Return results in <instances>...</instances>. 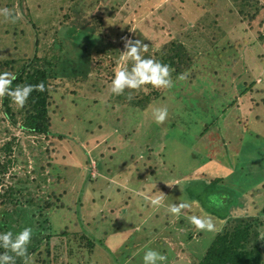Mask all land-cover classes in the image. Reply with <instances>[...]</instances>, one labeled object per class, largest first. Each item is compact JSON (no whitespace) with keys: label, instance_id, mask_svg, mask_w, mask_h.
<instances>
[{"label":"trees","instance_id":"1","mask_svg":"<svg viewBox=\"0 0 264 264\" xmlns=\"http://www.w3.org/2000/svg\"><path fill=\"white\" fill-rule=\"evenodd\" d=\"M157 1L161 0H0V8H9L19 13V18L14 23L0 17L1 72L14 74L15 79L11 85L13 87L18 84L33 86L22 107L13 103L9 96L0 95V134L9 136L8 140L0 143V208H4L0 212V231L10 230L16 233L25 226L31 227L33 235L27 249L33 264H64L72 251L63 246H61L63 250L60 251L59 245L54 243V239H66L68 231L66 229L52 231L49 227L50 215L63 207L62 202L56 203L61 196L51 191L47 193L51 188L47 182L51 174H44V167L36 164L35 156H32V163L27 160L17 137H14L12 132L18 130L23 137L34 139L35 147L40 149L41 155L43 141L56 136L52 131L53 120L50 115L56 95L59 94L64 100L66 93L75 95V89L69 91L67 87L81 88L83 84L92 80L103 81L105 86H108L105 101L88 96L70 97L69 101L81 105L82 100L88 98L89 102L101 105L103 109L120 108L123 112L124 109L140 112L144 115V120L146 113L148 114L153 106H159L160 102L168 100L169 96L176 98L181 106L178 105L170 111L174 121L168 128L162 129L166 134L162 136L159 145L163 144V148H169L173 143L188 150L193 143V139L191 142L190 138L189 144H185L189 141V136L196 137L195 141L204 139L205 133L211 128L210 125L208 129V123L201 121L197 133L193 131L195 135L187 136L188 130L181 129L171 131L169 134L172 125L180 123L181 126L187 127L191 122L198 123L192 110L195 102L188 101L186 96L181 95L189 84L187 81L189 73L210 48L220 49L217 50L219 56L221 52L228 56L234 49L249 71L246 73L248 80L243 82L240 80L235 84L238 95L245 98L250 94H261L260 97L251 99H259L255 103L256 107L259 104L264 106V91L255 88L256 78L264 75V0H205L213 1L208 7L199 1L177 0L179 5L186 3L187 6L185 9L182 8L186 12V18H189L186 32L183 31L184 26L181 23L174 27L176 29L174 30L173 18H168L161 7L155 12L168 22V27L161 25L156 19L150 22L147 16L139 21V16L144 14L143 10L146 7L149 9ZM191 4L197 6L198 11L190 12ZM134 15L138 21H135ZM105 21L114 24L116 29L114 33L118 31L116 40H113L111 35L103 34ZM132 24L135 30L131 39L152 43L154 46L150 54L146 51L142 55L151 56L169 65L172 80L170 88L157 89L146 85L135 90L126 89L120 95L110 93L109 81L120 61V51L124 50L121 44L122 34L129 30ZM145 24L151 25L152 31L158 32L159 35L153 39L147 35L145 37L141 31ZM242 24L244 27H241ZM185 35L194 36V43L190 44ZM253 36H256V39ZM198 41L205 42L208 48L201 52ZM235 63L236 60L224 62L226 69H231ZM240 76L242 74L235 77ZM237 98L228 94L226 100L219 98V102L212 108L209 106L208 110L219 115L227 114L233 124L239 123L243 117L238 115L236 110ZM254 109L251 108V111ZM262 109L260 112L263 114L257 112L253 118L248 115L246 122L251 118L252 122L263 124L264 107ZM244 127L246 131H250L249 124L245 123ZM212 135L208 134L209 137H205L203 141L204 145L206 144L205 148L215 151L219 141L215 136L213 140ZM57 136L60 139L62 137ZM172 136L177 140L173 141ZM162 141L167 143L164 144ZM259 162L255 160L253 166L249 167H261ZM85 164L90 166L89 158L85 159ZM96 167L95 164V169ZM243 168L244 166H238V170ZM151 181L147 180L146 184L140 183V187L143 186L141 193L131 192L125 187L127 190L124 189V194L126 192L127 194L123 199L118 197L122 193V188L115 185L113 188L115 195L112 198L117 202L121 200V206L134 203L136 209L142 207L143 200L161 194L163 199L165 192L156 191L154 187H159L158 183L154 184ZM206 181L204 198L201 199L197 193L195 199L208 213H200L199 209L194 210L188 206L181 210L178 219L176 217L173 224L176 228L169 225L167 220L157 221L158 214L143 221L138 212L132 213L131 227L122 233L125 238L120 239L121 246L126 247V258L134 254L132 248L138 245L142 246L141 250L150 247L163 253L166 258L169 255L173 256L171 259H175L174 247L180 242L184 244L180 251L188 253L189 264H264V204L256 205L252 201L251 208H246L244 197L251 196L250 193L246 192L247 195L242 196L241 191L235 189L238 186L235 188L234 185L228 186L231 185L230 182L226 183L222 178H208ZM255 189L258 193L264 194V184ZM177 198L179 202H184L180 197ZM81 200L78 197L74 207L76 219L82 229L79 234H75L80 239L79 247L84 248L86 254L91 253L95 246L113 253L107 248L105 241L110 240L114 233L107 229L106 224L104 228L102 227V220L97 219V214L88 218L83 225ZM214 200L218 202H213ZM193 215L210 219L212 230L195 228L189 222ZM119 219L120 216L117 221ZM19 222L21 226L18 228L16 226ZM190 229L196 231V237L200 238L197 243L192 240ZM101 236L106 238L102 240ZM166 236L171 237V242L174 243L171 247L163 242ZM117 247H120L119 243ZM15 264H22L19 257L15 259Z\"/></svg>","mask_w":264,"mask_h":264},{"label":"rangeland","instance_id":"2","mask_svg":"<svg viewBox=\"0 0 264 264\" xmlns=\"http://www.w3.org/2000/svg\"><path fill=\"white\" fill-rule=\"evenodd\" d=\"M194 1L201 2L205 7L213 2ZM185 4L179 5L177 0L172 2L168 0L157 1L152 5V7L154 6L153 10L152 7L149 9L146 7L147 10H143L144 14L140 15L138 19L140 21L147 16L150 22L156 19L161 25L168 27V22L155 12L161 7L168 18H173V28L178 27L181 23L184 26L183 31L186 32L189 18H186V12L182 10V8L187 7ZM189 7L190 12L198 11V7L193 4ZM131 10L133 12V8ZM187 11L189 10L187 9ZM133 18H135V15ZM135 19V21H138L137 18ZM133 24L129 30L123 32L121 44H124L125 39H131L134 36L135 24ZM241 27H244V25ZM115 30L114 24L105 21L103 34L111 35L112 39L116 40L118 31L114 33ZM174 30L176 29L174 28ZM141 31L144 36L147 35L150 39L159 35L158 32L152 31L149 24H145V28ZM252 35L254 34L252 33ZM185 36L190 44L194 43V36ZM253 37L256 39V36ZM198 45L201 52L208 48V45L203 41H198ZM153 49V44L149 43L146 51L150 54ZM217 50L213 47L210 48L197 61V65L194 66L187 78L189 84L185 92L181 93V95L187 97L188 101L195 102L196 105L192 107V110L196 117L195 121L197 120L198 123L191 122L187 127H183L178 123L179 125H172L169 132L170 134L171 131H178L179 129L188 130L187 136H189L193 134V131L197 133L201 121H204L208 123V129L211 125V128L207 130L208 132L205 133V137H209L208 134H213L212 139L215 136L219 141V144H216L217 149L215 151L205 148L204 136V139L200 138L197 141H195L196 137L189 136V141L185 144H189L190 138L191 142L193 139V143L190 148H187L188 150L173 143L169 148H163V144L162 146L159 145L162 136L166 134L162 129L168 128L171 122L174 121V116L170 111L178 105L181 106L180 101L172 96H169L168 100L161 101L159 106H153V108L167 107L168 109L167 118L160 124L154 122L151 109L148 114L146 113V120H144V115L140 112L125 109L123 112L120 108L113 109L114 111L111 108L103 109L101 105L97 106L89 102L88 98L82 100L81 105L76 104L75 101H69L68 98L70 97L80 98L85 96L105 101L108 86L106 87L105 83L100 80L86 82L81 88L67 87L69 91L75 89V95L66 93L65 100L59 94L56 95L50 113L53 120L52 131L56 136L43 141L41 155H39L40 149L35 147L34 139L23 137L18 130L12 132V135L17 137L27 160L32 163V156H35L37 158L36 164L44 167V174H51V177L47 179L51 186L49 191L46 190L47 193L51 191L55 195L61 196L56 203L62 202L63 207L50 215L49 227L52 231L66 229L69 233L66 239H54V243L59 245L60 251L63 250L61 246L72 251L67 261L64 260V264H140V257L143 252V249L141 250L142 246L137 245L132 248L134 254L126 258V247L121 246L120 243V239L125 238L122 233L131 227L132 213L138 212L143 221L158 214L157 221L167 220L169 225H173L176 217L178 219V215L173 216L168 213L167 206L179 203L177 197H180L181 201L188 202L189 208L199 209L200 213H208L207 209L202 204H198L195 199L197 193H199L201 199L204 198L208 178H222L224 182H230L231 185L228 186L232 187L234 185L233 188L238 186L235 189H239L242 196L247 195L246 192L250 193L251 196L244 197L246 202L244 207L246 208H251L250 202L252 201L256 205L264 204V194L255 191V187L264 184V170L262 169L264 168V123L252 122L251 120L264 107L261 104L255 106V103L259 101L257 98L261 94H250L245 98L240 97L235 84L240 80L242 82L248 80L246 73L249 71L241 62L239 54L237 55L238 52H235L236 50L233 49L228 56L222 52L219 56L218 51L220 49ZM226 60H236V63L231 69H226L224 64ZM130 63L132 62L128 59H120L117 69L127 67ZM239 74H242V76L236 78L235 76ZM255 83L256 89L264 91V75L261 78H256ZM68 90L67 92H69ZM228 94L238 97L236 110L238 115L243 117L239 120V123L233 124L226 116L227 114L221 115V113L219 115V113L208 110L209 106L212 108L219 102V98L226 100ZM252 97L257 98L252 100ZM251 108L255 109L251 111ZM248 115L251 118L246 122ZM245 123L250 125V131H246ZM195 132L193 135H195ZM57 135L62 136L61 139ZM8 137L5 134H0V143L6 139L8 140ZM172 140L177 139L172 136ZM167 141H162V143L166 144ZM154 146L155 149H153ZM87 158H89L90 166L85 164ZM253 159L260 161L261 167H249L253 166L252 163L255 161ZM95 164L97 165L96 169ZM240 165L244 168L238 170ZM147 180H152L151 182L154 184L158 183L159 187H154L156 191L165 192L166 195L162 199L161 206H151L147 198V200H143L142 207H137V209L134 203L127 205L128 207L126 204L121 206L120 199H123V196L126 197L125 194H127V192L124 194L125 190L141 193V187L143 186L140 187V183L146 184ZM115 185L119 186L120 189L122 188V193L118 196L120 198L119 202L112 198L115 195L113 192ZM137 196H141V194H137ZM78 197L82 199L83 204V208L80 209L83 225L86 224L88 218L90 219V217L97 214V219L102 220V227L104 228V224H106L107 229L114 233L110 240L105 241L107 248L113 253L95 246L91 253L86 254L84 248L79 247L80 239L75 234H79L82 229L74 212ZM213 202L218 201L214 200ZM241 204L243 205V203ZM25 208L28 207L25 206ZM2 209L4 208H0V212ZM119 216L120 219L117 221ZM20 226L21 223L19 222L16 227L19 228ZM173 228L176 227L173 225ZM190 231L192 240L197 243L200 238L196 237V231L192 229ZM105 238L102 237V240ZM163 242L169 247L174 244L171 242V237L168 236L163 238ZM118 243L120 247L116 248ZM183 245L180 242L177 243V247H174L176 248L174 252L176 258L171 259L173 256L169 257L167 255L165 260L167 264H189L188 253L184 250L185 253L180 251ZM116 249L118 250L115 253ZM165 262L164 264H166Z\"/></svg>","mask_w":264,"mask_h":264},{"label":"clouds","instance_id":"3","mask_svg":"<svg viewBox=\"0 0 264 264\" xmlns=\"http://www.w3.org/2000/svg\"><path fill=\"white\" fill-rule=\"evenodd\" d=\"M0 17L11 22L19 18V13L9 8H0ZM148 48L147 43L137 39H125L123 51H120L119 59H128L132 63L127 67H120L113 71L109 81V91L113 95H120L126 89L135 90L142 86H151L152 88L167 89L172 86L170 77V67L167 63H161L159 59L151 56H143L142 53ZM180 78V77H178ZM15 79L14 74L0 72V95L9 96L10 100L18 107L24 105L33 86L30 84L11 86ZM168 116L167 107H154L152 109V118L156 124H160ZM173 185V184H171ZM169 185V186H171ZM162 196H155L149 199V204L153 207H159L162 203ZM189 205L184 202L169 204L168 213L177 216L181 210ZM189 222L197 229L212 230L213 225L208 218L191 216ZM33 231L29 226L21 228L16 233L12 231H0V264H15V259L19 257L22 264H32L31 254L28 253L27 246L32 238ZM166 257L163 253L147 247L143 250L140 257V264H164Z\"/></svg>","mask_w":264,"mask_h":264}]
</instances>
